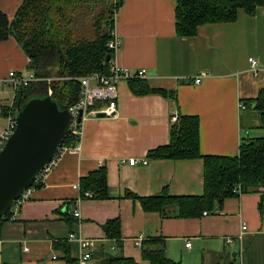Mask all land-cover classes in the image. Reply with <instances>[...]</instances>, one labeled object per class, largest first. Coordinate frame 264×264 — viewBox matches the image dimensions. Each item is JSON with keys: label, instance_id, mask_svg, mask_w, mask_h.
Masks as SVG:
<instances>
[{"label": "crops", "instance_id": "1", "mask_svg": "<svg viewBox=\"0 0 264 264\" xmlns=\"http://www.w3.org/2000/svg\"><path fill=\"white\" fill-rule=\"evenodd\" d=\"M22 2L0 0V12L11 21ZM122 2L113 29L121 47L111 62L131 71L145 70L144 80L151 88L174 97L134 95L128 81H120L117 116L87 119L79 153L58 159L40 178V186L31 190L16 220L0 226V264H77L88 250L69 239L73 234L94 242L88 264L117 253L137 264H150L142 259L141 247L157 238L165 241L166 256L180 264H264L261 189L231 196L218 210L194 218L176 217L174 206L163 214L145 212L138 200L125 196L202 194L200 158L147 157L169 143L173 116L196 117L201 156H234L243 138L264 135L258 115L238 108L264 87V7L253 16L240 12L234 22L202 25L194 36L179 37L174 0ZM251 59L261 67L257 77L249 71ZM28 64L14 38L0 41V130L6 128L4 112L13 99L8 74L27 75ZM197 76H203L199 84L190 82ZM132 158L138 161L135 166L127 164ZM103 166L110 197H82L80 179ZM112 220L119 222L117 240L107 238L103 230ZM228 238L233 245H227Z\"/></svg>", "mask_w": 264, "mask_h": 264}, {"label": "trees", "instance_id": "2", "mask_svg": "<svg viewBox=\"0 0 264 264\" xmlns=\"http://www.w3.org/2000/svg\"><path fill=\"white\" fill-rule=\"evenodd\" d=\"M174 2L175 32L179 37L194 36L202 25L234 22L240 12L253 16L258 8L264 7V0ZM122 4V0H23L11 21L0 12V41L14 38L29 58V71L40 79L20 91L15 104L22 105L33 97L47 95L49 89L60 107L74 104L79 92L78 78L108 71L114 53L107 49V42L114 29L115 13ZM87 15H90L89 25L82 34L78 19ZM107 56L108 62L105 61ZM128 86L134 95L152 93L174 97L172 92L151 88L144 79L129 80ZM244 104L258 115L259 126L264 129V87L255 98L244 100ZM68 142L65 139L64 143ZM147 157L169 160L200 158L203 162V192L199 196L178 197L162 192L140 198L130 192L125 194L138 200L145 212L163 214L166 208L174 206L177 207L176 217H198L203 211L218 210L225 199L237 195L233 193L237 186L241 193L261 189L264 197V135L243 138L234 156H201L196 117L178 115L170 128L169 143L149 151ZM79 191L82 197L90 193V198H109L105 167L81 178ZM259 207L261 209V203ZM8 218L9 214L2 217L0 226ZM103 230L109 239L120 237L118 220L107 222ZM141 252L142 259L150 264H180L166 256L165 241L161 238L144 242ZM99 264L137 263L117 253L102 255Z\"/></svg>", "mask_w": 264, "mask_h": 264}, {"label": "built area", "instance_id": "3", "mask_svg": "<svg viewBox=\"0 0 264 264\" xmlns=\"http://www.w3.org/2000/svg\"><path fill=\"white\" fill-rule=\"evenodd\" d=\"M121 47V41L119 37L112 31L110 35V39L107 42V49L115 52ZM249 71L253 77H257L261 71V67L257 63L255 59H251L249 61ZM146 71L139 70V71H131L127 68L118 66L115 63L110 61L108 65L107 73H92L86 76H82L78 78L79 83V92L77 96V100L74 104L67 106L68 112L72 116V122L68 129V133L65 137L67 144L64 143L58 149L56 155L54 156L53 160L50 162L48 167L43 170L41 173L40 178L52 169L55 162L60 159L66 153H79L81 150V134H82V126L83 123L90 118H97L96 115L103 114L104 117H116V98H117V84L120 81H129L135 78L145 79ZM203 76H197L191 80L194 84H199L202 80ZM40 79L37 78L33 72H30L27 75H21L16 72H10L8 74V82L11 86L13 91V99L11 103L6 107V121L7 125L6 128L0 130V151L5 143V141L9 138L15 128V116H16V109L17 105L15 104V100L17 95L22 91L24 88L29 86L31 83L37 82ZM49 82L50 80L47 79ZM48 95L52 94V91L48 90ZM239 111H244L246 106L244 103H239L238 105ZM80 115V119L78 117ZM172 122L176 121V116L172 117ZM246 131H243V134H246ZM72 143V144H69ZM138 163L136 159H128L127 164L129 166H135ZM143 164H146V161H142ZM37 183V182H36ZM32 188H28L25 190L18 200H16L9 210V218L8 221H15L18 214L20 207L23 203H25L30 195ZM233 193L241 194L239 187L237 186ZM85 197H90V193H85ZM207 213L204 212L203 215ZM72 216L75 218L79 217V212L77 210L72 211ZM242 229H245L243 227ZM69 239L76 240L82 249H87L88 252L82 254L78 259L77 264H88L91 259V252L94 249V242L92 240L84 239L82 237H78L76 235H70ZM240 240V236L237 238V241ZM227 245H233L234 240L228 238L226 240ZM137 245L140 247V241L138 240ZM185 247L189 248L190 243L187 241L185 243ZM24 251H27L24 248Z\"/></svg>", "mask_w": 264, "mask_h": 264}, {"label": "water", "instance_id": "4", "mask_svg": "<svg viewBox=\"0 0 264 264\" xmlns=\"http://www.w3.org/2000/svg\"><path fill=\"white\" fill-rule=\"evenodd\" d=\"M71 122L67 107H60L51 95L18 103L15 128L0 151V219L25 190L40 186L36 182L63 144Z\"/></svg>", "mask_w": 264, "mask_h": 264}, {"label": "rangeland", "instance_id": "5", "mask_svg": "<svg viewBox=\"0 0 264 264\" xmlns=\"http://www.w3.org/2000/svg\"><path fill=\"white\" fill-rule=\"evenodd\" d=\"M90 15H87L86 17L85 16H81V18L78 19L79 21V32L83 34V32H85V28L86 26H88V20L90 18H88ZM250 131H255L254 129L253 130H250Z\"/></svg>", "mask_w": 264, "mask_h": 264}]
</instances>
